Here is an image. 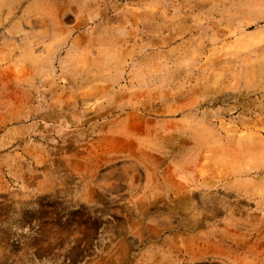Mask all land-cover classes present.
<instances>
[{
  "label": "rangeland",
  "instance_id": "1",
  "mask_svg": "<svg viewBox=\"0 0 264 264\" xmlns=\"http://www.w3.org/2000/svg\"><path fill=\"white\" fill-rule=\"evenodd\" d=\"M125 262L264 264V0H0V264Z\"/></svg>",
  "mask_w": 264,
  "mask_h": 264
},
{
  "label": "bare ground",
  "instance_id": "2",
  "mask_svg": "<svg viewBox=\"0 0 264 264\" xmlns=\"http://www.w3.org/2000/svg\"><path fill=\"white\" fill-rule=\"evenodd\" d=\"M167 153V152H166ZM155 154V153H154ZM163 156V155H162ZM116 157V156H115ZM134 160V159H133ZM143 160V159H142ZM149 161V160H148ZM116 162V161H115ZM138 162V161H137ZM151 163V162H150ZM134 164V163H133ZM135 166V165H134ZM139 166V165H138ZM141 167V166H140ZM139 167V168H140ZM143 169V168H142ZM123 171V170H122ZM146 171V170H145ZM119 172V171H118ZM121 173V172H120ZM141 173V172H140ZM144 173V172H143ZM109 174V173H108ZM115 174V173H114ZM105 175V174H104ZM107 176V175H106ZM169 178V177H168ZM129 180V179H128ZM176 180H178V179H176ZM114 181V180H113ZM115 182V181H114ZM186 182V181H185ZM188 182V181H187ZM170 183V182H169ZM183 184V183H182ZM178 186V185H177ZM191 186V185H190ZM195 186V185H194ZM114 187V186H113ZM176 187V186H175ZM180 187V186H179ZM182 187V186H181ZM109 188V187H108ZM154 188V187H153ZM110 189V188H109ZM166 189H168V188H166ZM177 189V188H176ZM106 190V189H105ZM116 190V189H115ZM153 190V189H152ZM179 190V189H178ZM182 191V190H181ZM193 191H194V189H193ZM188 192V191H187ZM179 193H180V191H179ZM156 196V195H155ZM163 196V195H162ZM190 197V196H189ZM146 198V197H145ZM136 200V199H135ZM182 199L180 198L178 201H180L181 203H182V201H181ZM168 202H169V200H168ZM132 204V203H131ZM150 204V203H149ZM157 205V204H156ZM150 210V209H149ZM131 213V212H130ZM210 214V213H209ZM199 215V214H198ZM133 216V215H132ZM134 216H135V214H134ZM212 216V215H211ZM142 223V222H141ZM197 228V227H196ZM186 229V228H185ZM198 230V229H197ZM194 232V231H193ZM182 235V234H181ZM196 236V235H195ZM138 238V237H137ZM173 238V237H172ZM184 238V237H183ZM150 239V238H149ZM155 239V238H154ZM144 240V239H143ZM153 240V239H152ZM142 241V240H141ZM145 242V241H144ZM153 247V246H152ZM197 248V247H196ZM201 248V247H200ZM205 248V247H204ZM194 249V248H193ZM203 249V248H202ZM207 249V248H206ZM199 250V249H198ZM204 250V249H203ZM188 251V250H187ZM186 251V252H187ZM193 251V250H192ZM196 251H197V249H196ZM195 251V252H196ZM192 254V253H191ZM179 255V254H178ZM187 255V254H186ZM205 255V254H204ZM207 256V255H206ZM163 257V256H162ZM202 257V256H201ZM175 258V257H174ZM192 258V257H191ZM206 258V257H205ZM180 259V258H179ZM186 259V258H185ZM200 259V258H199ZM192 260V259H191ZM169 261V260H168ZM164 262H166V261H164ZM127 262H125V264H126Z\"/></svg>",
  "mask_w": 264,
  "mask_h": 264
}]
</instances>
